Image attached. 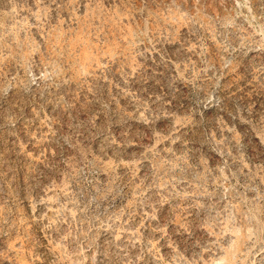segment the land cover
Returning <instances> with one entry per match:
<instances>
[{"label": "rangeland", "instance_id": "obj_1", "mask_svg": "<svg viewBox=\"0 0 264 264\" xmlns=\"http://www.w3.org/2000/svg\"><path fill=\"white\" fill-rule=\"evenodd\" d=\"M0 264H264V0H0Z\"/></svg>", "mask_w": 264, "mask_h": 264}]
</instances>
